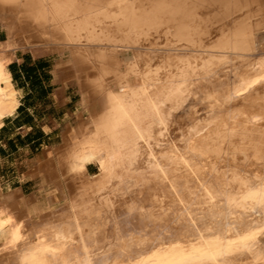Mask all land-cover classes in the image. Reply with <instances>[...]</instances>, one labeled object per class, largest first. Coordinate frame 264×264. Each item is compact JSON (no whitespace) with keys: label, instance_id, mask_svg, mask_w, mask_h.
<instances>
[{"label":"bare ground","instance_id":"6f19581e","mask_svg":"<svg viewBox=\"0 0 264 264\" xmlns=\"http://www.w3.org/2000/svg\"><path fill=\"white\" fill-rule=\"evenodd\" d=\"M0 13V126L18 107L6 68L33 35L70 51L57 69L80 90L40 192L0 185V264H264V0H0Z\"/></svg>","mask_w":264,"mask_h":264},{"label":"rangeland","instance_id":"374dc122","mask_svg":"<svg viewBox=\"0 0 264 264\" xmlns=\"http://www.w3.org/2000/svg\"><path fill=\"white\" fill-rule=\"evenodd\" d=\"M2 14L0 13V42L9 44L8 29L12 22ZM7 21L9 22L7 23ZM25 28L26 33L24 36L31 37L34 34L31 31L32 29ZM33 36L31 37L33 41H31L30 47L17 49L15 55L20 58L21 54L25 53L32 57L38 56L46 62L45 77L42 75L40 77L46 86V93H42L40 90L31 91L28 102L24 105L28 107L29 111L22 115L21 123L24 128L16 131L12 125H9L10 129L4 132L0 130V150H2L0 157L1 188L5 193L15 194L17 192V194L20 193L27 199L37 195L43 187L41 173L44 171L46 160L51 158L49 153L61 145L63 136L74 126L76 116L79 114L80 101V90H78L74 78H62V71L57 69L60 65L71 66L69 63L70 51L66 49V51L61 52L52 46L47 47L46 44L39 41L40 39ZM260 36L264 39V34ZM6 71L8 72L7 68ZM58 90L60 92L56 94ZM17 97L22 98V94L18 92ZM29 114H32L35 118L37 117L38 125L47 133L46 135L31 138V133H27L28 120L26 118L30 117ZM83 117L86 118L85 115ZM32 139H38V141L30 143ZM36 159H39L37 170L29 166V163L36 161ZM87 172L89 175L98 173L97 165L95 163L88 165Z\"/></svg>","mask_w":264,"mask_h":264},{"label":"crops","instance_id":"0c3cea01","mask_svg":"<svg viewBox=\"0 0 264 264\" xmlns=\"http://www.w3.org/2000/svg\"><path fill=\"white\" fill-rule=\"evenodd\" d=\"M38 60H41V58L38 56L32 57V56H29L28 54L22 53L21 57L18 58L14 53V60L11 63H15L17 66H19L20 64H22L24 62L26 64V66L29 67V66L34 65V63ZM44 72H45V68H37L36 69V75L38 76L39 79H40V74H43ZM9 76H10V81H11L12 87L17 92H20L22 94V98L17 97L18 107H20L19 110L17 107L13 116H11L9 118H5L2 120V126H1V128H3L1 130L2 132L10 129L9 125H12V127H14V130H16V131H20L21 128H24L23 127L24 125L21 123L22 117H23L22 115H24L26 112L29 111L28 107H25L24 105L28 102V98L30 97L29 95L31 94V91L34 92L35 90H40V88L42 90H45V87H46L42 81L40 82L41 87H39V85L31 87L30 82H28V81H27V83L22 82V77L16 78V81L14 82V81H12L10 73H9ZM59 92H60V90L56 91V94H58ZM29 116H30L29 118H26L28 120V123H27L28 132L27 133H31V138L38 137L39 135H46L47 133H45L44 130L38 125L37 117L35 118L32 114H29ZM36 141H38V139H32V141H30V143H33ZM1 151L2 150H0V157L2 154Z\"/></svg>","mask_w":264,"mask_h":264},{"label":"trees","instance_id":"16d2710c","mask_svg":"<svg viewBox=\"0 0 264 264\" xmlns=\"http://www.w3.org/2000/svg\"><path fill=\"white\" fill-rule=\"evenodd\" d=\"M37 68H46V62L44 60H38L34 63L32 66H26V64L23 62L19 66H17L15 63H11L7 66V70L11 75L12 81H16V78H21L22 77V82L27 83L30 82L31 87L40 86L41 78L39 79L38 76L36 75V69ZM43 77H45L44 73L40 74ZM29 85V84H28ZM40 91L42 93H46V88L45 90H42L40 88ZM20 107H18L19 110ZM8 120V119H7ZM1 128L0 130H2Z\"/></svg>","mask_w":264,"mask_h":264},{"label":"snow or ice","instance_id":"6c2138e0","mask_svg":"<svg viewBox=\"0 0 264 264\" xmlns=\"http://www.w3.org/2000/svg\"><path fill=\"white\" fill-rule=\"evenodd\" d=\"M237 95H240L239 93ZM255 238V233H249L248 235H246L245 237H243V240L248 241V240H252ZM209 259H215L214 256H210L208 257Z\"/></svg>","mask_w":264,"mask_h":264}]
</instances>
